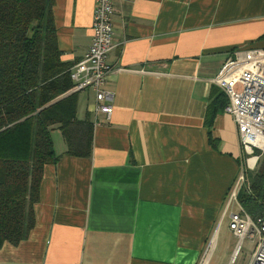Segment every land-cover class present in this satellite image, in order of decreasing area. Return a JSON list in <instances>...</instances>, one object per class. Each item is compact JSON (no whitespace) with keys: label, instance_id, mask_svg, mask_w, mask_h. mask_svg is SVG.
<instances>
[{"label":"crops","instance_id":"1","mask_svg":"<svg viewBox=\"0 0 264 264\" xmlns=\"http://www.w3.org/2000/svg\"><path fill=\"white\" fill-rule=\"evenodd\" d=\"M95 6L54 0L71 66L91 45ZM113 21V113H94L95 94L84 90L77 116L94 122L92 154L68 155L64 138L53 139L61 157L44 167L35 226L18 245L4 243L0 264H199L206 255L210 264L242 164L223 108L209 133V105L222 92L213 80L235 51L264 48V0H116Z\"/></svg>","mask_w":264,"mask_h":264},{"label":"trees","instance_id":"2","mask_svg":"<svg viewBox=\"0 0 264 264\" xmlns=\"http://www.w3.org/2000/svg\"><path fill=\"white\" fill-rule=\"evenodd\" d=\"M53 5L0 0V249L26 240L35 226L44 167L61 157L52 131L60 129L68 155L90 157L93 150L94 122L78 119L79 91H72V66L61 57ZM226 103L223 92L210 103V135ZM239 200L251 216L264 215V155L255 174L247 172Z\"/></svg>","mask_w":264,"mask_h":264},{"label":"built area","instance_id":"3","mask_svg":"<svg viewBox=\"0 0 264 264\" xmlns=\"http://www.w3.org/2000/svg\"><path fill=\"white\" fill-rule=\"evenodd\" d=\"M115 1L96 0L91 45L70 71L72 91L92 90L94 113H103L108 119L114 110V93L105 88V82L111 69L108 56L114 48ZM213 82L227 98L224 111L233 117L247 155L225 205L229 227L239 239L236 252L249 239L254 244L249 264H264V215L251 216L239 202L240 191L247 184V169L255 170L264 155V48L235 51ZM199 264H209V257L204 256Z\"/></svg>","mask_w":264,"mask_h":264},{"label":"rangeland","instance_id":"4","mask_svg":"<svg viewBox=\"0 0 264 264\" xmlns=\"http://www.w3.org/2000/svg\"><path fill=\"white\" fill-rule=\"evenodd\" d=\"M78 99L81 105H83L84 107V105L87 102V92H85L84 90L79 91ZM52 138L55 140L57 145H59V143L63 141V135L60 129L56 128L52 131ZM246 158L247 155L242 151L241 165H245ZM257 168L258 165L255 170H249V169L247 170L249 171V174H255ZM234 183L235 180L228 190L225 200V205L227 202L228 195L232 190ZM229 223H230L229 217L228 215H226V217L223 218L222 223L220 224L218 229L219 230L218 240L215 249L211 254L210 264H249L253 258L254 244L251 240L246 239L244 240L243 245L236 252V248L239 245V239L236 236H234L232 230L229 227Z\"/></svg>","mask_w":264,"mask_h":264}]
</instances>
